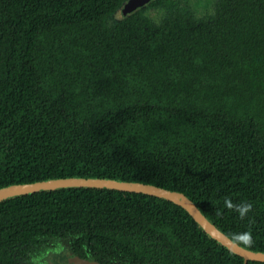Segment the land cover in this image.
Listing matches in <instances>:
<instances>
[{
	"label": "trees",
	"instance_id": "16d2710c",
	"mask_svg": "<svg viewBox=\"0 0 264 264\" xmlns=\"http://www.w3.org/2000/svg\"><path fill=\"white\" fill-rule=\"evenodd\" d=\"M124 1L0 0V187L153 183L187 194L232 239L251 231L264 251V0H152L118 18ZM225 197L253 208L241 220ZM61 241L71 262L37 260ZM74 255L244 264L157 195L67 186L0 199V264Z\"/></svg>",
	"mask_w": 264,
	"mask_h": 264
},
{
	"label": "water",
	"instance_id": "95a60500",
	"mask_svg": "<svg viewBox=\"0 0 264 264\" xmlns=\"http://www.w3.org/2000/svg\"><path fill=\"white\" fill-rule=\"evenodd\" d=\"M152 0H125L117 9L115 15L118 18H125L147 5ZM67 186H96L117 188L129 191H141L152 195H157L185 207L205 231L213 238L217 239L224 245L228 246L232 251L244 257V264L249 260L264 261V251L246 248L243 245H237L234 240L222 231L208 216L199 208V206L187 194L182 191L162 187L153 183H145L142 181H130L125 179H117L111 177H57L38 180L28 183H12L0 187V199L10 198L12 196L34 192L45 189H56ZM54 259V261L52 260ZM59 253L49 252L46 259L53 263H58ZM73 264H102L94 258H84L74 255Z\"/></svg>",
	"mask_w": 264,
	"mask_h": 264
},
{
	"label": "clouds",
	"instance_id": "9594fccd",
	"mask_svg": "<svg viewBox=\"0 0 264 264\" xmlns=\"http://www.w3.org/2000/svg\"><path fill=\"white\" fill-rule=\"evenodd\" d=\"M252 208L253 205L251 203L244 202L237 204L233 203L232 199L229 197L224 198V209L238 213L241 220H244L248 216V213L251 212ZM216 214L218 216L221 215L222 210L217 209ZM233 240L238 246L243 245L246 248H251L255 243L251 231L234 234Z\"/></svg>",
	"mask_w": 264,
	"mask_h": 264
},
{
	"label": "rangeland",
	"instance_id": "374dc122",
	"mask_svg": "<svg viewBox=\"0 0 264 264\" xmlns=\"http://www.w3.org/2000/svg\"><path fill=\"white\" fill-rule=\"evenodd\" d=\"M193 1V0H192ZM206 1V0H205ZM209 1V0H207ZM204 2V6H200V7H207L209 5L208 2ZM193 3V2H192ZM200 0H196V5H200ZM67 243L65 241H61V245L56 246L55 248L49 249L47 252H45L40 258H38L37 260L39 262H44L46 260V256L49 255V252H58L59 253V258H58V263H69L71 262V259L69 258V253L67 251H64L66 249ZM65 248V249H64ZM64 249V250H63ZM52 260L54 261V259L52 258Z\"/></svg>",
	"mask_w": 264,
	"mask_h": 264
},
{
	"label": "flooded vegetation",
	"instance_id": "af4514ba",
	"mask_svg": "<svg viewBox=\"0 0 264 264\" xmlns=\"http://www.w3.org/2000/svg\"><path fill=\"white\" fill-rule=\"evenodd\" d=\"M70 255V254H69ZM70 258V257H69ZM72 258V257H71Z\"/></svg>",
	"mask_w": 264,
	"mask_h": 264
}]
</instances>
